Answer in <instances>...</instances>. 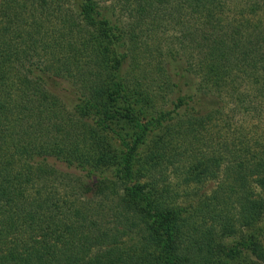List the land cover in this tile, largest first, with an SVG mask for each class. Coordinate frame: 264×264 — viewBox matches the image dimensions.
<instances>
[{
    "label": "trees",
    "instance_id": "1",
    "mask_svg": "<svg viewBox=\"0 0 264 264\" xmlns=\"http://www.w3.org/2000/svg\"><path fill=\"white\" fill-rule=\"evenodd\" d=\"M227 2L0 0V264H264V20Z\"/></svg>",
    "mask_w": 264,
    "mask_h": 264
},
{
    "label": "rangeland",
    "instance_id": "2",
    "mask_svg": "<svg viewBox=\"0 0 264 264\" xmlns=\"http://www.w3.org/2000/svg\"><path fill=\"white\" fill-rule=\"evenodd\" d=\"M254 7V9H256V13L252 14L254 19H263L264 20V1L263 0H228L227 2V11H225L226 15H228L229 17H232L233 15H235L236 17H240L241 12L244 13V15H248L251 13L250 8ZM241 11V12H240ZM240 12V14H238ZM175 25V24H174ZM177 25L173 26L172 28L176 27ZM169 28V30L166 33L160 34H152V36H146L145 37H140L139 42L142 44V41H146V43H150L151 40H154V43H156L157 41L161 42V39H163L162 43H160L162 45V49L161 51L165 50L166 44L165 39H169L171 37H173V35L176 33L177 29H172ZM151 35V34H150ZM159 36V40H155V37ZM235 114L233 121H237V120H241L240 115H238V112L232 113V116ZM237 114V115H236ZM231 115V113H230ZM250 116L252 117L251 119L253 120V116L252 114H250ZM242 121V120H241ZM246 122V121H245ZM221 123V122H220ZM244 123V122H242ZM208 187L211 185V183H205V186ZM207 188V187H206ZM232 239V238H231ZM231 241V240H230Z\"/></svg>",
    "mask_w": 264,
    "mask_h": 264
}]
</instances>
